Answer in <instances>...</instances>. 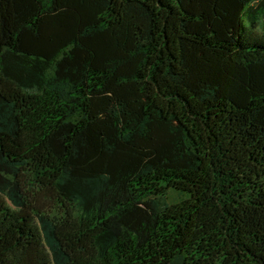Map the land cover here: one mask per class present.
I'll return each mask as SVG.
<instances>
[{
    "label": "trees",
    "instance_id": "obj_1",
    "mask_svg": "<svg viewBox=\"0 0 264 264\" xmlns=\"http://www.w3.org/2000/svg\"><path fill=\"white\" fill-rule=\"evenodd\" d=\"M0 264H264V0H0Z\"/></svg>",
    "mask_w": 264,
    "mask_h": 264
}]
</instances>
